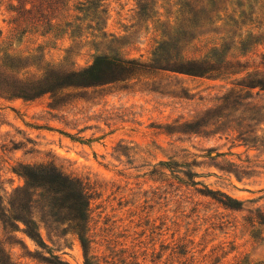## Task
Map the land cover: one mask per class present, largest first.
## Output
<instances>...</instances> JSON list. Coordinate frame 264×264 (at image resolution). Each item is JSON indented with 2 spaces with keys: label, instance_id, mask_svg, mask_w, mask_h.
<instances>
[{
  "label": "rangeland",
  "instance_id": "1",
  "mask_svg": "<svg viewBox=\"0 0 264 264\" xmlns=\"http://www.w3.org/2000/svg\"><path fill=\"white\" fill-rule=\"evenodd\" d=\"M262 84L264 0H0V264H264Z\"/></svg>",
  "mask_w": 264,
  "mask_h": 264
},
{
  "label": "trees",
  "instance_id": "2",
  "mask_svg": "<svg viewBox=\"0 0 264 264\" xmlns=\"http://www.w3.org/2000/svg\"><path fill=\"white\" fill-rule=\"evenodd\" d=\"M55 3L58 5L64 0H54ZM36 6H32L30 10H28L29 13H33L35 11ZM184 23V21L182 22ZM113 66L116 68V71L119 73H135L138 71H142L145 69L144 65L140 64L136 60H127V61H117L112 62ZM210 64L208 61H192L189 63L190 68L187 69L186 74L191 76H203L207 74L204 69L205 65ZM102 62L98 61L95 65L91 66L89 69L86 70V74H89L92 79L97 81L98 76L95 75L97 70L101 67ZM264 87V85L262 84ZM74 139V138H72ZM77 141H83L81 138ZM23 174L24 177L28 180H39L42 181V185H46L47 187H50V189H54L53 191L57 189H68L69 193L66 195L68 199L73 201V205L75 207L76 211V220L80 222H87L90 218V206H91V200H92V192L91 190L78 178H74L71 176H67L63 174L61 171H59L55 166L52 165H38V166H29L25 165L23 166ZM215 193V192H213ZM213 198L216 199L218 202L222 203L224 206L228 208L235 209V207L231 204L234 202L232 198L225 194H215ZM221 195L222 199H219L218 196ZM238 203V202H235ZM26 225V234L32 238L34 241L37 242V244L40 247H47L46 242L40 233L39 230L34 232L30 226V222H24ZM1 263V261H0ZM57 264H68L66 261H63L60 259L57 262Z\"/></svg>",
  "mask_w": 264,
  "mask_h": 264
}]
</instances>
